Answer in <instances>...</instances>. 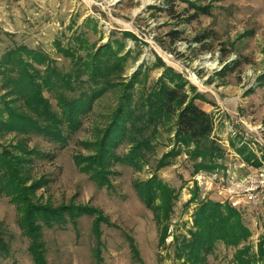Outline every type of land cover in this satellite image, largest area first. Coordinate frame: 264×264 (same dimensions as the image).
Returning a JSON list of instances; mask_svg holds the SVG:
<instances>
[{
	"label": "rangeland",
	"instance_id": "obj_1",
	"mask_svg": "<svg viewBox=\"0 0 264 264\" xmlns=\"http://www.w3.org/2000/svg\"><path fill=\"white\" fill-rule=\"evenodd\" d=\"M186 1L209 8L210 16L189 23L186 19L194 11L185 13L189 5L176 3L175 12L183 16L173 20L166 12L168 0H0V63L6 52L24 46L46 56L61 73H68L74 67L60 49H74L85 57V48L95 51L110 43L114 50L124 46L121 55L129 52L124 78L129 80L142 68L150 87L163 73L157 67L159 59L202 96L196 104L213 117L212 137L225 152L212 173H194L193 162L184 154L171 166L156 171L160 158L172 149L171 137L162 131L156 155L142 170L119 164L113 169L112 188L98 189L81 173L75 158L90 154L82 144L93 142L108 124L119 104L120 88L95 104L64 148L34 135L0 136V145L13 153V147L25 140L29 150L44 156L27 167L30 180L26 186L48 182L32 198L34 203L55 208L86 206L100 211L109 221L101 225L100 262L94 256L93 218L82 217L77 229L72 224L45 229L48 264H138L130 240L137 245L144 264H183L176 258L175 239L180 243L194 230L198 204L189 203L194 192L199 201L229 204L236 209L251 234L238 247L218 243L207 264H236L237 252L245 247L260 257L259 247L264 243V161L261 167H252L237 150L246 147L264 160V0ZM173 31L180 33L174 44L169 37ZM125 33L135 39L125 37ZM205 36L208 39L198 42ZM34 66L44 70V66ZM2 71L0 67V98L5 94ZM44 96L58 111L55 95L46 91ZM128 149L124 146L117 153L123 156ZM153 175L177 194L164 244L160 242L161 226L136 191L137 183L147 182ZM10 200L0 193V234L10 248L8 256L0 251V264H33L29 240L19 227L21 214Z\"/></svg>",
	"mask_w": 264,
	"mask_h": 264
},
{
	"label": "trees",
	"instance_id": "obj_2",
	"mask_svg": "<svg viewBox=\"0 0 264 264\" xmlns=\"http://www.w3.org/2000/svg\"><path fill=\"white\" fill-rule=\"evenodd\" d=\"M176 3L189 5L185 13L194 11L186 19L189 23L200 16H210L209 8L198 7L186 0H168L166 12L173 20L183 16L175 12ZM124 36L135 39L130 33ZM169 37L174 44L179 40L180 33L173 31ZM205 39L208 37L198 42ZM79 41L88 45L87 41ZM89 49L85 48V57L79 56L74 49H60V53L70 59L74 67L68 73H61L52 62H48L46 56L24 46L6 52L0 63L5 90L0 98V136L11 133L26 137L34 135L64 148L80 131L83 119L93 111L95 104L110 91L120 88L119 104L108 124L98 132L93 142L82 144L90 154L75 158L81 173L86 174L98 189L112 188L113 169L119 164L142 170L156 155L157 143L163 132L171 137L172 149L160 158L156 171L171 166L173 160L183 154L193 162L196 174L212 173L219 168L217 162L225 158V152L212 137L213 117L196 104L203 99L196 88L159 59L157 67L162 68L163 73L150 87L148 74L142 68L127 80L124 78V66L129 52L121 55L124 46L118 45V50H114L108 43L95 51ZM29 59L33 62L30 63ZM34 64L44 66V70H38ZM46 91L55 95L58 111L45 98ZM124 146L129 149L119 156L117 152ZM13 150L15 153L0 145V193L9 197L21 214L19 227L29 240L28 251L33 264H48L43 235L45 229L63 228L68 224L77 229L82 217L94 219V256L100 262L101 225L109 224L108 219L100 211L86 206L62 205L55 208L34 203L32 198L48 182L41 180L26 186L30 180L27 167L44 156L29 150L25 140ZM237 151L246 164L255 168L262 166L264 160H259L246 147ZM136 191L161 226L160 242L164 244L169 232L167 223L177 200L175 190L153 175L147 182L137 183ZM196 201L194 230L180 243L175 239L177 260L183 261V264H207L208 256L214 253L218 243L238 247L248 241L251 234L236 209L229 204L199 201L194 192L189 203ZM130 248L135 262L144 264L132 240ZM0 251L5 256L10 254V248L1 234ZM259 253L260 257H256L250 253V248L245 247L237 252L236 264H264V243L260 245Z\"/></svg>",
	"mask_w": 264,
	"mask_h": 264
}]
</instances>
